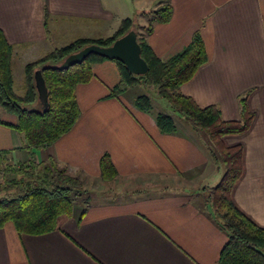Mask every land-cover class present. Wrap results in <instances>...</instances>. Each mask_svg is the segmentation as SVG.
I'll return each instance as SVG.
<instances>
[{"label": "crops", "instance_id": "obj_1", "mask_svg": "<svg viewBox=\"0 0 264 264\" xmlns=\"http://www.w3.org/2000/svg\"><path fill=\"white\" fill-rule=\"evenodd\" d=\"M129 2L131 8L113 0H0V30L12 46L13 68L77 39L112 36L124 19L145 26L142 12L170 4L171 20L147 37L154 53L168 60L200 31L208 55L180 92L200 107L217 106L226 121L241 118L240 98L249 93L255 115L249 130L223 143L243 147L232 200L264 228V0ZM92 70L91 82L76 89L81 116L75 126L33 155L14 128L17 117L0 107V162L19 167L54 160L84 187L98 181L117 191L94 193L83 204L78 197L56 229L41 236H21L8 222L0 229V264H219L228 236L205 195L223 167L180 116L168 114L177 130L165 134L157 115L137 107L140 95L130 89L111 97L120 81L114 62L97 61ZM104 153L118 172L111 182L100 179Z\"/></svg>", "mask_w": 264, "mask_h": 264}, {"label": "trees", "instance_id": "obj_2", "mask_svg": "<svg viewBox=\"0 0 264 264\" xmlns=\"http://www.w3.org/2000/svg\"><path fill=\"white\" fill-rule=\"evenodd\" d=\"M144 14L148 19V26L144 29L149 36L156 24L171 20L173 8L167 3ZM47 21L46 10L45 26ZM131 29L137 32L141 55L149 67L145 75H134L119 61L94 54L68 70L59 71L52 67L85 46H110ZM12 53V46L0 30V107L17 117L14 128L23 137L25 148L31 155L58 141L75 126L81 116L77 86L91 82L94 77L92 65L95 62L110 60L117 65L120 73V81L111 90V97L117 98L136 85L153 86L157 96L191 126L210 157L224 168L218 183L205 195L213 218L228 236L218 263L264 264V228L243 214L231 197L243 173V147H227L223 143V137L241 135L249 130L255 117L248 106L249 93L240 98L241 118L226 121L217 106L200 107L193 98L180 92V87L190 81L208 61L200 31L193 35L191 43L181 52L168 60H162L152 50L147 36H139L134 21L124 19L114 35L107 39H77L28 64L24 95L15 91ZM37 70L42 71L48 89L47 108L38 99L34 77ZM35 103H39L40 108H35ZM136 103L139 109L150 112L151 100L148 95L139 96ZM156 122L162 133L169 134L177 130L175 120L170 115L158 114ZM99 164L102 181L111 182L117 178L118 172L109 153L102 155ZM6 172V176H14L5 178L0 189L3 191L0 195V229L11 222L21 236H41L53 232L58 218L70 214L75 200L85 193L81 177L70 175L66 168L54 160H31L19 167L8 165Z\"/></svg>", "mask_w": 264, "mask_h": 264}, {"label": "water", "instance_id": "obj_3", "mask_svg": "<svg viewBox=\"0 0 264 264\" xmlns=\"http://www.w3.org/2000/svg\"><path fill=\"white\" fill-rule=\"evenodd\" d=\"M92 54L119 61L130 73L137 76L145 75L149 71L148 64L141 55V46L138 42V35L135 29H131L124 36L115 40L110 46L98 44L85 46L78 52L67 56L60 64L52 67L59 71L68 70L76 64H81ZM34 77L38 99L42 106L47 108L49 94L42 71L37 70Z\"/></svg>", "mask_w": 264, "mask_h": 264}, {"label": "rangeland", "instance_id": "obj_4", "mask_svg": "<svg viewBox=\"0 0 264 264\" xmlns=\"http://www.w3.org/2000/svg\"><path fill=\"white\" fill-rule=\"evenodd\" d=\"M131 1L133 3L136 2V0H131ZM156 2H158V1H156ZM113 4H115V5L128 4V7L131 8V5H130L129 0H113ZM153 10L142 12V14H143L144 17H146L144 13H148V12H151ZM134 25L137 28V31L139 32V36L140 37L141 36L142 37L143 36H147L148 37V35H146V31L144 29V27L148 26V23H147V25L142 26V25L139 24V22L137 20H135L134 21ZM113 32H112V36L114 35V33L116 31L114 33ZM109 37H111V36H101V37H98L96 39H90V40L107 39ZM40 58H38V59H40ZM38 59H36V60H38ZM12 64H13V53H12ZM28 64H30V63H28ZM28 64H26V65H23V64L20 65L18 63L17 66H15L14 68H12L14 70L13 71V78H14V83H15V85H14L15 86V91L17 93L21 94V95H24L26 93V89H27V86H26V83H25V78H26V73L25 72H26V66ZM130 89H131V91H134L135 92L134 93L135 95H140L141 96V95L146 94V95H148L150 97V100H151V109H150V111L152 113H154L155 115H158V114H167L168 115L170 113L174 114L170 109H168L167 103L164 100L160 99L157 96V92H156V90H155V88L153 86H149V85L145 86V85L140 84V85H136V86H134V87H132ZM34 107L35 108H40L39 103H35L34 104ZM174 117H173V119H174ZM176 121L177 122H181L180 124L182 125V121H179V119H177V118H176ZM7 166H8L7 163L0 162V189H2L1 187L4 184L3 181L5 180V178L8 177V178L11 179L14 176V175H11V174L6 176V174H7L6 167ZM223 170H224V168H223ZM221 174H222V172H219L216 175V177H215L216 178V181H212L215 185L218 183L219 179L221 178L220 177ZM211 185H212V187L215 186L213 184H211ZM85 188H86L87 191L85 190V193H83V195L80 196V198L77 200V201L81 202L82 204H83V200H86L87 198H91L92 197V194H94V193H99V194L102 193V194H105V193H108L110 191L113 192V193L117 191V190L114 189L115 188L114 186H111L110 184L100 183L98 181L97 182H91V183L88 182V184L85 183L84 189ZM2 194H3V191L1 190L0 191V195H2ZM99 196H102V195H99ZM105 200H110V199L106 198Z\"/></svg>", "mask_w": 264, "mask_h": 264}]
</instances>
